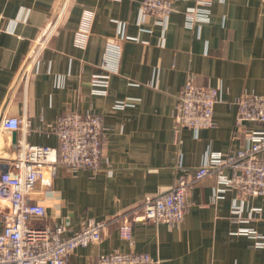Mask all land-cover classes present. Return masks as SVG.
<instances>
[{
	"label": "crops",
	"instance_id": "1",
	"mask_svg": "<svg viewBox=\"0 0 264 264\" xmlns=\"http://www.w3.org/2000/svg\"><path fill=\"white\" fill-rule=\"evenodd\" d=\"M58 1L0 0V120L29 121L25 133L0 132V145L12 148L23 136L31 145L55 148L52 126L61 115L91 109L101 117L109 166L96 175L59 168L30 197L45 209L36 225L62 224L70 235L88 221L113 219L144 197L169 190L208 153L241 147L235 99L264 96V0H214L199 29L185 26L184 12L193 6L187 0H173L165 29L151 16L138 23L142 0H65L40 40ZM84 9L93 20L79 49L73 38ZM108 43L121 47L118 74L105 96L92 95L90 79ZM24 67L28 78L18 80ZM188 78L218 89L215 126L196 133L180 129L175 141L173 111ZM121 101L131 105L115 108ZM219 187L215 176L195 185L179 225L135 222L130 240L110 225L100 242L76 248L67 264H94L98 255L112 252L145 253L157 264H264V245L255 248L245 234L260 240L264 233L263 197L242 200L234 189L219 193ZM233 205L244 216L261 208L262 217L237 219Z\"/></svg>",
	"mask_w": 264,
	"mask_h": 264
},
{
	"label": "built area",
	"instance_id": "2",
	"mask_svg": "<svg viewBox=\"0 0 264 264\" xmlns=\"http://www.w3.org/2000/svg\"><path fill=\"white\" fill-rule=\"evenodd\" d=\"M187 1L193 2V6L184 12L185 26L199 29L209 21L214 0ZM172 11L173 0H142L138 23L142 24L145 17L151 16L165 29ZM92 20V11L84 9L74 33L75 47L85 48ZM1 22L0 15V30ZM120 57V45L108 43L102 62L90 79L92 95L107 94L110 78L118 74ZM27 78L24 67L18 80ZM218 101L217 88L195 85L192 78H188L173 111L174 140L180 129L196 133L214 128L213 112ZM129 105L130 101H121L115 108ZM235 105V130L242 133L238 150L208 153L199 167L177 177L169 190L144 197L136 207L113 219L88 221L70 235H66L67 228L62 224L36 225L44 220L45 209L31 202L30 197L36 185L49 183L57 176L59 168L70 175L82 170L96 175L109 166L104 153L101 117L91 109L61 115L52 126L58 142L55 148L31 145L23 136L15 139L12 148L0 145V264H67L69 255L76 248L100 242L103 230L110 225L116 226L120 236L127 240L131 238L135 222L177 226L184 218L193 187L210 176L216 177L219 193L234 189L242 200L249 197L264 199V96L245 93L235 99ZM247 123L252 128H246ZM28 127L29 121L25 119L0 120V132L25 133ZM226 170L230 176L224 174ZM231 213L237 219L247 221L262 217L258 207H251L244 216L240 205H233ZM245 234L255 240V248L263 247L264 233L260 240L254 232ZM94 264H157V261L145 253L112 252L98 255Z\"/></svg>",
	"mask_w": 264,
	"mask_h": 264
},
{
	"label": "water",
	"instance_id": "3",
	"mask_svg": "<svg viewBox=\"0 0 264 264\" xmlns=\"http://www.w3.org/2000/svg\"><path fill=\"white\" fill-rule=\"evenodd\" d=\"M64 1H65V0H59V1H58V4H57V6H56V9H55V11H54V13H53V15H52V17H51V19H50L48 25L46 26L45 30L43 31V33H42V35H41V37H40V40L43 39V37H44L45 34L47 33L49 27L51 26V24L53 23V21H54L55 18L57 17L59 11L61 10V8H62V6H63Z\"/></svg>",
	"mask_w": 264,
	"mask_h": 264
}]
</instances>
